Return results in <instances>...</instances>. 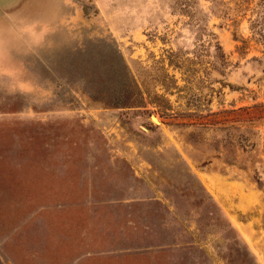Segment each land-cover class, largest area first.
Segmentation results:
<instances>
[{"label":"rangeland","instance_id":"374dc122","mask_svg":"<svg viewBox=\"0 0 264 264\" xmlns=\"http://www.w3.org/2000/svg\"><path fill=\"white\" fill-rule=\"evenodd\" d=\"M0 264H264V0H0Z\"/></svg>","mask_w":264,"mask_h":264},{"label":"crops","instance_id":"0c3cea01","mask_svg":"<svg viewBox=\"0 0 264 264\" xmlns=\"http://www.w3.org/2000/svg\"><path fill=\"white\" fill-rule=\"evenodd\" d=\"M3 185L5 187H6V185H8L9 188L11 189V192H13L14 195L11 196L13 198V200H20V199H22V196H21L22 194L20 193V191H22V189H27L26 184L22 180H20V181H13L12 180V181H9V182H6V180H4V184ZM32 185H33V187L36 190V192H34V193H36L37 196H39L41 194L42 189L44 187L40 184V181L39 180L34 181L32 183Z\"/></svg>","mask_w":264,"mask_h":264}]
</instances>
